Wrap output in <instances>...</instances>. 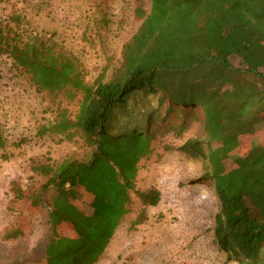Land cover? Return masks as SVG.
<instances>
[{"label": "trees", "instance_id": "16d2710c", "mask_svg": "<svg viewBox=\"0 0 264 264\" xmlns=\"http://www.w3.org/2000/svg\"><path fill=\"white\" fill-rule=\"evenodd\" d=\"M149 2L148 12L135 9L141 24L111 77L105 80L106 66L91 84L73 58L46 42L20 43L0 31V54L54 106L53 120L35 137L76 138L85 150V157L57 164L32 161L31 172L44 182L29 196L12 183L14 201L21 202L13 234L24 235V209L33 214L47 208L51 235L38 264H96L129 213L139 164L155 152L157 114L144 101L157 97L158 107L168 104L166 111L201 118L200 137L178 150L215 165L209 177L219 203L217 249L238 264H264V147L257 141L264 139V0ZM60 96L75 102L73 118ZM241 138H255L252 148L230 156ZM137 195L143 207L160 201L156 188ZM144 217L143 209L130 228Z\"/></svg>", "mask_w": 264, "mask_h": 264}, {"label": "rangeland", "instance_id": "374dc122", "mask_svg": "<svg viewBox=\"0 0 264 264\" xmlns=\"http://www.w3.org/2000/svg\"><path fill=\"white\" fill-rule=\"evenodd\" d=\"M140 5L148 12L149 0H0V31L20 43L46 42L56 53L73 58L91 84L104 67H109L105 80L118 67L123 46L141 24L134 14ZM57 101L73 118L75 102L68 103L65 96ZM144 102L157 114L155 152L139 164L129 213L96 264H238L213 242L219 203L209 174L215 165L178 150L188 139L200 137L201 118L183 116L177 109L166 111L168 104L158 107L157 97ZM53 111L50 98L37 93L29 76L7 54H0V132L5 141L0 150V264L40 263L51 235L47 208L33 214L24 209L28 217L22 226L24 235L13 234L21 202L14 201L12 183L19 182L29 196L44 182L31 174L32 161L57 164L85 157L76 138L35 137L40 126L53 120ZM182 123L184 130L179 133ZM22 138L31 141L14 147ZM254 139L241 138L229 155L246 153ZM257 141L264 147L263 138ZM4 155L10 158L3 160ZM149 188L160 192V201L154 207H143L137 194ZM143 209L145 217L131 229ZM8 234L15 238L6 239Z\"/></svg>", "mask_w": 264, "mask_h": 264}, {"label": "crops", "instance_id": "0c3cea01", "mask_svg": "<svg viewBox=\"0 0 264 264\" xmlns=\"http://www.w3.org/2000/svg\"><path fill=\"white\" fill-rule=\"evenodd\" d=\"M30 172H31V170H30ZM31 174H33V173L31 172ZM21 187H22V185H21Z\"/></svg>", "mask_w": 264, "mask_h": 264}]
</instances>
